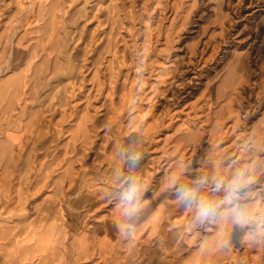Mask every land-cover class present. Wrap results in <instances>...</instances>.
Segmentation results:
<instances>
[{"label":"rangeland","instance_id":"1","mask_svg":"<svg viewBox=\"0 0 264 264\" xmlns=\"http://www.w3.org/2000/svg\"><path fill=\"white\" fill-rule=\"evenodd\" d=\"M12 77L0 264H57L60 241L73 264L85 225L102 264H264V0H0V85Z\"/></svg>","mask_w":264,"mask_h":264},{"label":"clouds","instance_id":"2","mask_svg":"<svg viewBox=\"0 0 264 264\" xmlns=\"http://www.w3.org/2000/svg\"><path fill=\"white\" fill-rule=\"evenodd\" d=\"M138 159L139 158L137 156L130 157V161L133 167L138 163ZM201 183H203V181H201ZM241 186L242 179L240 177L234 179L232 184L227 188L226 200H228L233 207V222L243 227L249 222V217L247 211L238 202V196ZM217 187H219V182L217 184ZM137 191L138 185L133 182L132 184H130L124 196V199L128 205L129 213L135 210V200ZM177 195L186 207L191 206L197 200V190L189 189L187 186L184 185H181L177 188ZM220 211V207L211 201L200 200L198 202V214L201 219H214L219 215Z\"/></svg>","mask_w":264,"mask_h":264},{"label":"crops","instance_id":"3","mask_svg":"<svg viewBox=\"0 0 264 264\" xmlns=\"http://www.w3.org/2000/svg\"><path fill=\"white\" fill-rule=\"evenodd\" d=\"M12 83H13V85H0V88H2V90H4V93L2 95H0V96H2V97H0V100H3L8 95L10 89L13 88L14 85H18L17 81L14 77H12ZM40 200H37L36 202H39ZM34 218L35 217L33 216L30 223H28L24 228H22V229L20 228L19 232L24 230L25 228H29V227L31 228V227L38 226L39 222L37 221V219H34ZM63 223H64V221H63ZM63 223H62V225H63ZM61 230H62V228H61ZM90 230H91L90 227L88 228L85 225L84 228L82 229V232L79 233V235H81L82 241L86 240V249H87L86 254L80 253L78 248L76 247V245L71 243V250L73 251V255L71 256L72 257L71 259L74 263L78 262V264H88L91 262L92 258L93 259L95 258V259H97L96 264H102V238H100V240H99L96 236H92L90 234H87L90 232ZM59 248L61 251V255H58L54 259L53 262H55L57 264H65L64 260H66V264L69 263L67 260L66 254L63 251V247L61 246V241H60ZM60 261H62V262H60Z\"/></svg>","mask_w":264,"mask_h":264}]
</instances>
